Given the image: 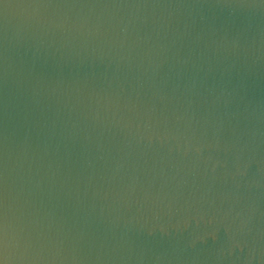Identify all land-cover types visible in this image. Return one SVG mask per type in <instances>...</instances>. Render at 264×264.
<instances>
[{
	"label": "water",
	"instance_id": "95a60500",
	"mask_svg": "<svg viewBox=\"0 0 264 264\" xmlns=\"http://www.w3.org/2000/svg\"><path fill=\"white\" fill-rule=\"evenodd\" d=\"M0 264H264V0H0Z\"/></svg>",
	"mask_w": 264,
	"mask_h": 264
}]
</instances>
